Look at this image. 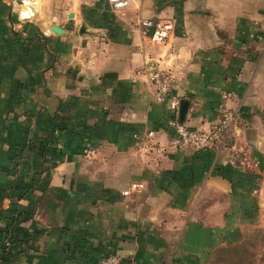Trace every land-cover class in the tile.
<instances>
[{
  "label": "crops",
  "instance_id": "crops-1",
  "mask_svg": "<svg viewBox=\"0 0 264 264\" xmlns=\"http://www.w3.org/2000/svg\"><path fill=\"white\" fill-rule=\"evenodd\" d=\"M175 1L0 0V231L28 239L3 264H205L264 216V0ZM158 18L172 29L153 44L141 21ZM180 99L190 129L234 110L225 139L169 147Z\"/></svg>",
  "mask_w": 264,
  "mask_h": 264
},
{
  "label": "built area",
  "instance_id": "built-area-1",
  "mask_svg": "<svg viewBox=\"0 0 264 264\" xmlns=\"http://www.w3.org/2000/svg\"><path fill=\"white\" fill-rule=\"evenodd\" d=\"M113 8L117 9L127 4V0H108ZM143 27L151 28L148 35V41L153 44H161L167 40L172 23L167 19H144L141 21ZM147 78L150 86L152 87V97L154 100L160 101L167 94L171 75L168 70L155 68L148 71ZM177 100H171L169 109L171 117L169 124L173 130V135L168 141L169 147L182 148V147H211L218 145L225 139L228 131L232 127L236 112L226 107L219 109L218 119L215 123L211 124L207 129L193 128L190 129L183 124H178L176 121V107ZM146 140L144 147L151 148L155 155L163 153L164 148L157 143L153 131L146 132ZM87 154L94 153L93 149H88ZM242 160L238 159V154L231 152L227 157V163L230 165L242 164ZM138 184H130L128 187L121 191L122 195H127L131 191H138L140 189ZM5 247L8 242H4ZM95 264H133L131 260H122L116 254H109L99 259Z\"/></svg>",
  "mask_w": 264,
  "mask_h": 264
},
{
  "label": "rangeland",
  "instance_id": "rangeland-1",
  "mask_svg": "<svg viewBox=\"0 0 264 264\" xmlns=\"http://www.w3.org/2000/svg\"><path fill=\"white\" fill-rule=\"evenodd\" d=\"M233 0H230V3ZM238 4L246 0H234ZM262 0H255L254 8L259 11ZM205 264H264V216L253 228L245 232L243 239L228 246L214 250Z\"/></svg>",
  "mask_w": 264,
  "mask_h": 264
},
{
  "label": "trees",
  "instance_id": "trees-1",
  "mask_svg": "<svg viewBox=\"0 0 264 264\" xmlns=\"http://www.w3.org/2000/svg\"><path fill=\"white\" fill-rule=\"evenodd\" d=\"M181 0L175 1L176 3H179ZM25 217L19 213L17 215L16 220H14V223L20 222L24 220ZM10 223V225L14 224ZM8 226V225H7ZM6 226V228H7ZM3 232V233H2ZM27 238L26 239H16L13 238L9 230H2L0 231V264H3L4 262L8 261L10 258H12L14 255L18 254L21 250H18L17 252H12V247L14 244H17L19 246L24 245L23 247L26 248V243H27ZM7 241L8 245L5 247L4 242ZM23 248V249H24Z\"/></svg>",
  "mask_w": 264,
  "mask_h": 264
},
{
  "label": "water",
  "instance_id": "water-1",
  "mask_svg": "<svg viewBox=\"0 0 264 264\" xmlns=\"http://www.w3.org/2000/svg\"><path fill=\"white\" fill-rule=\"evenodd\" d=\"M199 1V0H196ZM20 17L27 18L29 15H32L31 8L29 6H24V9L19 12ZM50 31L54 34H61L63 31L58 26L52 24L49 26ZM188 108V101L186 99H180L177 103L176 107V121L178 124H182L184 122V118L186 115V111Z\"/></svg>",
  "mask_w": 264,
  "mask_h": 264
},
{
  "label": "bare ground",
  "instance_id": "bare-ground-1",
  "mask_svg": "<svg viewBox=\"0 0 264 264\" xmlns=\"http://www.w3.org/2000/svg\"><path fill=\"white\" fill-rule=\"evenodd\" d=\"M29 17H30V15H29Z\"/></svg>",
  "mask_w": 264,
  "mask_h": 264
}]
</instances>
